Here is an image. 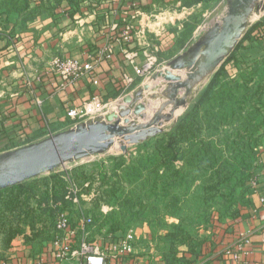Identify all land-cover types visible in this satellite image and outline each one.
Listing matches in <instances>:
<instances>
[{
	"label": "crops",
	"instance_id": "crops-1",
	"mask_svg": "<svg viewBox=\"0 0 264 264\" xmlns=\"http://www.w3.org/2000/svg\"><path fill=\"white\" fill-rule=\"evenodd\" d=\"M212 1L222 5L223 14L227 0L192 7L183 0H0V153L74 127L67 112L95 97L116 105L107 107L109 113L124 96L143 88L142 80L152 81L145 94L163 84L162 77L153 76L190 46L193 36L186 26L192 25L193 7ZM162 6L173 11L151 13ZM169 16L175 22L168 23ZM129 24L133 29L126 38ZM56 56L90 60L94 70L66 81L51 70ZM148 61L152 69L138 75ZM252 172L244 197L201 230L196 248L169 238L155 222L136 219L128 229L135 234L132 252L118 261L107 258L106 264H264V148ZM51 197L22 220L0 215V264H87L81 256L57 257L53 230L64 207L58 201L61 208L55 209ZM48 206L56 211L48 212ZM68 213L78 248L86 231L81 215L74 209ZM86 229L89 240H97L95 227Z\"/></svg>",
	"mask_w": 264,
	"mask_h": 264
},
{
	"label": "rangeland",
	"instance_id": "rangeland-1",
	"mask_svg": "<svg viewBox=\"0 0 264 264\" xmlns=\"http://www.w3.org/2000/svg\"><path fill=\"white\" fill-rule=\"evenodd\" d=\"M217 4L212 1L208 6L196 7L190 15L191 27L186 26L191 29L188 35L193 36L200 27L220 19L222 5ZM166 7L151 13L160 15L173 11ZM261 18L255 16L253 23ZM224 62L222 80L225 86L218 96L231 91L234 100L227 102L224 110L217 106L213 110L212 107L211 114L205 108L201 113L205 117H202L199 132L206 140L217 139V145L222 148L215 168L205 170L209 157L203 153L201 167L184 166V161H176L172 168L177 166L176 170L184 166L187 176L183 184L176 183L172 177L174 170L166 171L168 159L162 157V151L158 149L156 139L161 138L159 135L145 143L131 145L127 151L116 144L107 152L68 162L60 170L42 174L41 178L66 175V171L71 174L63 181L58 179L60 183L56 189H63L64 193L71 188L79 190L81 205L93 213L97 222L95 231L98 238L122 237L133 221L143 218L155 222L157 229L168 234L169 238L178 237L179 242L187 241L196 248L204 237L201 230L208 223L214 224L221 212H228L244 197L253 174L252 165L264 148V40L244 42L237 50L235 48L233 57ZM166 68L167 65L161 70ZM211 78L199 87L189 106L166 126L164 132L186 114ZM151 82L141 81L143 85ZM109 105H105V109ZM154 106L147 108L148 114L151 115ZM231 108L236 114L229 115L226 121L218 116L220 130L215 133L210 126L213 112L230 114ZM227 146L232 148L227 149ZM225 163L231 166L226 167ZM13 195H18L17 200L12 199ZM35 204L30 205V215H35ZM13 209L23 210V214L29 212L25 195L19 194L18 189L0 194L1 217L14 220L18 214ZM104 221L105 225L99 229L98 224Z\"/></svg>",
	"mask_w": 264,
	"mask_h": 264
},
{
	"label": "water",
	"instance_id": "water-1",
	"mask_svg": "<svg viewBox=\"0 0 264 264\" xmlns=\"http://www.w3.org/2000/svg\"><path fill=\"white\" fill-rule=\"evenodd\" d=\"M263 14L264 0H227L220 20L168 61L166 69L154 74L153 80L163 77L164 82L150 93L145 94L149 89L145 84L124 96L116 111L1 152L0 191L52 172L68 162L107 152L116 144L127 151L129 146L164 132L189 106L199 87L235 50L253 18ZM152 104L155 106L150 115L147 108Z\"/></svg>",
	"mask_w": 264,
	"mask_h": 264
},
{
	"label": "trees",
	"instance_id": "trees-1",
	"mask_svg": "<svg viewBox=\"0 0 264 264\" xmlns=\"http://www.w3.org/2000/svg\"><path fill=\"white\" fill-rule=\"evenodd\" d=\"M202 1H209V0H183V6L185 7H192ZM256 32V33H255ZM264 40V16L253 23L246 33L244 34L240 44L236 47V50L240 47L241 44H243L246 41H253V40ZM235 50L228 56L226 60H229L231 57H233V53ZM225 62L221 65L219 70L212 76L208 86L204 90V92L196 97L194 102L191 104L189 109L187 110L186 114L179 119L177 122L173 124L170 130L163 132L161 135V138L159 137L156 139L158 149L162 151V157L167 158V167L166 171H169L173 164L176 161L182 160L184 161V166H190V167H201L204 160L201 158L202 153L204 156H208V161L205 165V170L209 171L210 168H215L217 163L220 160V152L221 147H219L216 143L217 139L211 138L209 140H206V138H202L201 135H199V132L202 129V117H205V115H201L203 110L209 109L208 114L210 113V109L214 110V107H222L224 110V107L226 106V103L229 101H233L234 97L232 96V92L229 91L228 93L225 92L224 96H218L219 93L222 91V89L225 86V83L223 82V68H224ZM211 108H209V105ZM208 105V106H207ZM207 106V107H206ZM235 111L231 108L230 114H226L223 112H213L211 118L212 121L210 122L211 128L215 131V133H218L220 130V123L219 121L223 120L226 121L227 117L229 115H235ZM218 116H221V120L218 121ZM247 121V120H246ZM245 121V122H246ZM158 135V136H159ZM163 136V138H162ZM148 141V140H147ZM167 142V143H165ZM145 143V142H144ZM165 143V144H164ZM165 145V146H164ZM231 146H227V149H231ZM226 164V163H225ZM181 166L180 168L174 170L177 166L173 167L172 169V177L173 180L176 183L183 184L186 182V171L184 170L185 167ZM221 166V165H220ZM226 167H230L231 164L228 163L225 165ZM219 171V170H215ZM214 174V173H213ZM42 176L27 180L21 184L6 188L2 191H0V194L6 191H14L19 190V194L22 193L25 195L26 203L29 204V212L26 214H23V210H14L13 211L18 214L16 217V220L20 219L22 220V215L25 217L27 216H33L31 214V203L36 202V206H40L43 202L47 203L50 196L53 203L57 204L55 209H60L61 205L59 207L58 201L62 202V204H65L67 206V201L65 200V193L63 192V189L57 190L56 188L59 186L58 179L60 181H63L62 174L60 176L53 175V176H45V178H41ZM47 177V178H46ZM163 178V177H162ZM252 178V177H251ZM18 195H13L12 199L17 200ZM59 202V203H60ZM28 206V205H27ZM51 206V205H50ZM48 207H44L48 212L50 211H56L54 209H51ZM230 210V209H229ZM50 214V213H49ZM20 215V217H19ZM105 221L103 223H99V229H101L105 224ZM97 222L94 217V226H96L97 229ZM104 224V225H103ZM18 230V229H14ZM13 230V231H14Z\"/></svg>",
	"mask_w": 264,
	"mask_h": 264
},
{
	"label": "built area",
	"instance_id": "built-area-1",
	"mask_svg": "<svg viewBox=\"0 0 264 264\" xmlns=\"http://www.w3.org/2000/svg\"><path fill=\"white\" fill-rule=\"evenodd\" d=\"M193 8L196 9V7ZM219 20H215L210 23V25L206 24L205 26L200 27L199 31L193 35L190 43L192 44L206 29ZM167 22L173 23L175 21L169 16L167 17ZM132 29V24L126 26L124 31L126 38L129 37ZM151 69L152 61H148L144 67L138 68L136 72L138 75L143 76ZM51 70L59 74L64 80L73 81L90 75L94 70V65L90 60L83 61L70 57L56 56L51 61ZM38 102L41 103L42 101L38 99ZM105 110L104 102L100 100V98L95 97L79 108H71L67 112V115L75 121L74 124L76 126L98 116H105L107 114V111ZM51 134L53 133L51 132L50 135ZM61 167L54 171L60 170ZM65 173L66 175L62 174L64 179L71 177L69 172L66 171ZM64 197L68 204L67 206L63 204L64 210L58 214L53 230V234H55L54 244L58 247L56 252L58 258L66 259L71 256H81L85 259L87 264H106L107 258H114V260L118 261L122 255L132 252L134 248L135 234L129 230L125 235L119 238H101V242L103 241L102 244L98 239L90 241L89 233L86 228L94 226L93 213L81 205L80 198L82 195L79 193L78 189L71 188L65 193ZM70 209H74L81 215V227L86 231L79 237L78 248L73 247L77 231L76 228L73 227L71 215L68 213Z\"/></svg>",
	"mask_w": 264,
	"mask_h": 264
},
{
	"label": "bare ground",
	"instance_id": "bare-ground-1",
	"mask_svg": "<svg viewBox=\"0 0 264 264\" xmlns=\"http://www.w3.org/2000/svg\"><path fill=\"white\" fill-rule=\"evenodd\" d=\"M176 74H180V72L177 71ZM162 78H163V77H162ZM109 108H110V109H113V108L115 109V108H116V105H115L114 103H112V104L109 105ZM178 112L180 113L181 110H179Z\"/></svg>",
	"mask_w": 264,
	"mask_h": 264
}]
</instances>
